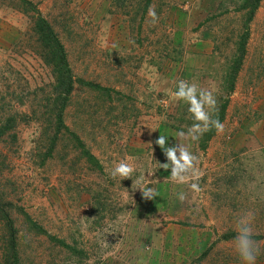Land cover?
I'll use <instances>...</instances> for the list:
<instances>
[{
  "label": "rangeland",
  "instance_id": "374dc122",
  "mask_svg": "<svg viewBox=\"0 0 264 264\" xmlns=\"http://www.w3.org/2000/svg\"><path fill=\"white\" fill-rule=\"evenodd\" d=\"M246 7L0 0V264H242L247 213L264 264V0ZM180 80L213 92L223 132L177 136L195 123ZM161 134L199 158L183 184Z\"/></svg>",
  "mask_w": 264,
  "mask_h": 264
},
{
  "label": "clouds",
  "instance_id": "9594fccd",
  "mask_svg": "<svg viewBox=\"0 0 264 264\" xmlns=\"http://www.w3.org/2000/svg\"><path fill=\"white\" fill-rule=\"evenodd\" d=\"M149 16L152 17L153 22L157 20L156 13L152 8L149 9ZM177 88L178 90L173 93V96L188 104V111L195 121L187 129V132L177 133L181 140L190 138L193 141H199L205 133L212 129L218 133L223 132L224 125L218 118V102L213 92L200 88L196 83H190L187 80H180ZM167 142L168 138L162 134L155 141L167 159V163L158 162V166L165 171L170 170L171 179L176 183L183 184L197 174L199 158L184 143L178 142L173 146H168ZM134 171V167L125 159L116 164L110 174L113 178L120 177L125 180L132 179ZM135 183L134 181L132 187H135ZM191 189L196 193L202 191L197 183H192ZM139 190L142 191L145 199H155L158 195L155 188L143 187ZM177 195L181 202L186 199L184 192ZM252 223V213L241 215L236 220V235L233 243L242 264H256L257 257L261 252L260 242L253 239ZM119 243L115 246H119Z\"/></svg>",
  "mask_w": 264,
  "mask_h": 264
},
{
  "label": "trees",
  "instance_id": "16d2710c",
  "mask_svg": "<svg viewBox=\"0 0 264 264\" xmlns=\"http://www.w3.org/2000/svg\"><path fill=\"white\" fill-rule=\"evenodd\" d=\"M260 2H261V0H246V3H247L246 9L250 10V11H248L249 20H252L255 11L259 8ZM249 6H251L252 8H250ZM67 82L69 83V86L67 87L68 88V92H69L71 90V81L68 79L65 83H67ZM13 245L14 246H12L11 251L14 254L13 257L16 258V250H15L16 246H15V244H13Z\"/></svg>",
  "mask_w": 264,
  "mask_h": 264
},
{
  "label": "crops",
  "instance_id": "0c3cea01",
  "mask_svg": "<svg viewBox=\"0 0 264 264\" xmlns=\"http://www.w3.org/2000/svg\"><path fill=\"white\" fill-rule=\"evenodd\" d=\"M245 1H246V0H244V3H245ZM261 1H262V0H261ZM246 45H247V41H245V42H244V44H243V46H242V48H241V49H244V48H246ZM242 51H244V50H242Z\"/></svg>",
  "mask_w": 264,
  "mask_h": 264
}]
</instances>
